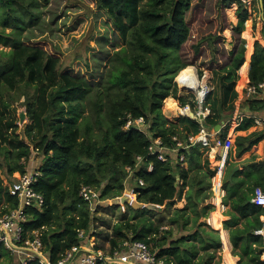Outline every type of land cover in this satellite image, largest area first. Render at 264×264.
<instances>
[{
	"label": "trees",
	"instance_id": "16d2710c",
	"mask_svg": "<svg viewBox=\"0 0 264 264\" xmlns=\"http://www.w3.org/2000/svg\"><path fill=\"white\" fill-rule=\"evenodd\" d=\"M189 1L97 0V7L107 14L125 47L114 52L110 70L94 84L71 70L63 69L59 56L23 39V32L34 25L40 17L41 5H47L49 0H0V45L10 48L8 52H1L3 58H0V63L4 62L8 67L0 74V155L4 158L9 178L31 168L39 172L33 189L42 195L44 204L41 209H27L28 221L24 228L26 232L44 228L42 243L51 261L55 262L72 246L86 244L87 238L97 235L92 233L93 220L97 218L93 219L87 203L80 198V187H97L100 198L106 201L124 194L125 182L130 179H134L135 187L130 190L129 198L136 208L128 204L131 215L113 226L110 248L118 247L125 240H139L149 246L152 243L150 247L154 252L157 249L156 256L173 264L183 263V253L196 255L193 246L188 251L178 248L184 239L163 247L165 232L160 239L154 238L163 222L150 223V215L158 210H169L187 188L185 197L195 213L194 219L206 217L210 206L206 205L203 211L197 209L200 202L210 198V180L223 171L228 147L220 150L223 159L219 161L217 174L210 168L206 148L192 146L187 151H170L175 147L173 137L184 141L187 135L198 132L199 125L185 117L178 118L175 123L168 122L162 114L163 102L175 88L172 81L178 72L197 65L198 61L199 67L208 69L222 61L220 71L235 73L240 70L246 82H262L264 46L255 41L251 56L250 48L246 51L245 40L241 37L249 16L245 0H220V10L236 4L237 23L231 30L233 48L230 51L221 48L218 44L220 36L216 33L202 36L195 44L185 18ZM262 3L264 15V0ZM226 26L223 21L221 29ZM261 34L264 41V25ZM203 44L210 47L216 64L205 62ZM199 73L202 75V70ZM22 85L35 87L34 94L25 97L26 115L31 120L26 128L30 145L9 139L6 134L15 128V123L13 119H6L9 103L3 94ZM179 101L180 106L188 102L186 98ZM246 107L249 113H262L264 102L246 100ZM231 111L226 115L229 116ZM140 117L146 123L143 130L124 127L128 119ZM206 122L210 128L218 124L214 116H209ZM93 127L99 130L97 134L93 133ZM249 127V124H242L238 130ZM254 135H237L234 148L229 151L223 179L224 202L232 196V210L246 220L242 233L263 227L259 217L264 215V209L255 206L251 199L256 187L264 190V160L252 161L242 170L235 171L232 179L228 177L234 166L244 162L237 160L264 138V132ZM230 137L231 134L227 145ZM157 138L169 149L164 153V161L148 151L151 141ZM36 153L40 158L32 166ZM181 153L183 162L179 161ZM137 156L143 159L138 166ZM183 163L188 166L182 167ZM149 164L152 165L151 171L147 170ZM128 166L132 168L131 176L126 171ZM0 167H3L1 162ZM139 179L143 185L138 183ZM179 181L182 182L180 185ZM17 205L18 200L11 196L0 179V215ZM180 213L182 211L175 210L171 221L175 222ZM77 230H83L87 238H78ZM240 231H232L233 247L238 245ZM202 233L208 237L203 241L205 245L210 241L219 243L214 231ZM0 252L6 259L2 264H18L16 258L2 247ZM251 262L264 264L259 256H254ZM28 264L39 262L35 260ZM240 264H245L242 256Z\"/></svg>",
	"mask_w": 264,
	"mask_h": 264
},
{
	"label": "rangeland",
	"instance_id": "374dc122",
	"mask_svg": "<svg viewBox=\"0 0 264 264\" xmlns=\"http://www.w3.org/2000/svg\"><path fill=\"white\" fill-rule=\"evenodd\" d=\"M217 2H219L218 6L216 5L218 4ZM245 2L248 5L249 16L244 23L241 37L245 40L246 51L250 48L251 56L255 41L264 46L261 34V27L264 25L263 3L262 0H245ZM221 6L220 0L189 1V8L185 13V18L188 22L192 38L196 40L195 44L202 36L216 33L220 36L218 44L221 48L226 51H230L233 48L231 30L237 23V18L235 16L236 4H230L226 8L224 7V9L220 10ZM223 21L226 22L227 26L221 29ZM23 39L46 49L51 54L59 56L63 69L71 70L77 73L78 76L94 84L100 82V79L104 78L107 71L110 70L114 52L125 47L124 42L113 28L112 22L107 14L97 7V0H49L47 5H41L40 17L30 29L23 32ZM202 46L207 57L205 62L208 64L209 61H212L213 64H216V62L212 60L213 54L211 53L210 47L205 44ZM187 48L190 52L189 45H187ZM9 49V47H2L0 45V58H3L1 52H8ZM219 53L220 52H218V54ZM221 64L222 61H218L216 67L213 69L199 67L200 61H198L195 66H189L196 70L200 78L205 75V79L208 81L211 88L207 97V107L211 110L210 116H214L215 119L218 120V124L214 126L215 134L211 139V146L207 147L205 150L206 156L209 158L211 169H215L216 163L223 159L222 155H219V153L214 155L212 149L215 148V151H217L218 148L216 147L219 145L224 146L226 137L228 138L229 134H234V137H232L233 150L235 135L237 136V133L240 131L238 130V126L249 124L250 127L248 129L241 130L243 133H246L245 135L249 134L250 136H255L254 134L258 132L249 121L243 120V122H240V118L237 119V115L240 116L242 112L247 110L246 101L240 99L247 85V79L242 76L240 70H237L235 73H224L220 71ZM7 69V64L4 62L0 63V74ZM200 70H202V75L199 73ZM177 75L172 81L176 86L169 97H172L179 107L180 98H186V100L191 103L192 96H183L181 94V90L176 84ZM220 84L221 86L219 87ZM34 92L35 87L22 85L17 90L4 92L3 94L4 100L9 103V109L5 112L6 119H13L15 128L10 129L8 133H6L5 129H2V132L6 133L9 139H18L27 145H30V141L27 138L26 128L31 124V120L26 115L25 97L26 95H30L31 97ZM165 104L164 100L162 106L164 118L170 123L177 122L179 118L178 112L177 116L173 118L167 117L174 114L166 112ZM229 111H231V113L227 116L226 113ZM21 113L25 115L23 119L20 118ZM263 114L264 113H259L258 115L263 116ZM239 122L240 125H236V123ZM216 126H219V133V129H215ZM92 130L95 134L99 132L96 127H93ZM226 145L227 143L225 142V147L227 148L228 145ZM230 150L231 149L228 147L227 152ZM257 150L258 154L264 158V144L258 145ZM210 154L212 157H210ZM39 158L38 153L33 156L32 166L36 165ZM0 162L3 163V167H0V179L3 185L7 186L11 181L17 178L19 173L16 172L9 178L6 175L7 169L2 155H0ZM225 164L227 165V161H225ZM34 170L35 169L31 168L27 171ZM222 172L218 176L219 180H217V183L221 180ZM125 183L126 189L124 194L117 198L104 200L96 213L97 219L94 229L97 231V236L100 238L95 236L94 240H100L97 246L104 250L108 248L105 244V239H107L105 236L106 232L113 228L114 224L125 221L131 215L132 210L128 208V204H132L131 208H136V205L128 198L130 195L127 193V191L130 192V190L135 187L134 179L127 180ZM219 186L220 183L216 187L220 189ZM216 193L220 195L222 192L218 191ZM145 224L147 226L149 225L146 221ZM214 225L219 226L216 225L215 222ZM222 234L225 235L223 231ZM94 242L96 244V241ZM4 262H6V259L0 252V264Z\"/></svg>",
	"mask_w": 264,
	"mask_h": 264
},
{
	"label": "built area",
	"instance_id": "2783aa9c",
	"mask_svg": "<svg viewBox=\"0 0 264 264\" xmlns=\"http://www.w3.org/2000/svg\"><path fill=\"white\" fill-rule=\"evenodd\" d=\"M193 71V76L188 77L180 74L179 80H176L181 94L183 96H192L191 103L187 102L185 105L179 106L181 111L178 116L179 118L185 117L195 121L198 123L199 128L196 134L187 135L184 141L173 137L175 147L170 150L173 152L187 151L192 146L210 147L211 138L215 134L214 128H210L206 122L211 115V110L206 103L211 91L210 85L205 79V75L200 78L194 68ZM246 84L240 99L245 101L253 99L264 102V80L258 84H250L248 82ZM258 114L246 111L242 112L239 118L249 119L256 128H259L260 132H263L264 114L263 116ZM131 126L136 130H143L146 123L141 117L134 120L128 119L124 127L129 129ZM148 151L150 154H157L164 161V153L169 151V149L163 146L161 140L157 138L151 141ZM136 160V166H138L143 159L141 156H137ZM179 161H184L183 153L179 155ZM151 169L152 165L149 164L147 170L151 171ZM126 171L131 176L132 168L128 166ZM38 174L39 172L36 170L26 171L19 174L13 182L7 185L11 196L18 200V205L0 215V248L2 247L14 256L18 264H28L35 260L39 264H173L172 261L164 257L156 256V251H152L148 244L139 240H125L114 249L108 245V248L104 250L95 246V235L87 238L83 230H77V237L80 239L87 238L88 242L86 244L74 245L62 253L55 262L51 261L45 253L42 243L44 228L32 232H26L24 228L25 223L28 221L27 209H41L44 204L42 195L33 189ZM138 183L143 185L141 179L138 180ZM79 196L87 203L93 219L96 218V213L103 203L99 189L91 185H82L79 189ZM251 202L255 206L264 209V190L261 187H256L253 190ZM95 225L96 221L93 220L92 233L97 232L94 229ZM261 232V230L256 231L257 234Z\"/></svg>",
	"mask_w": 264,
	"mask_h": 264
},
{
	"label": "crops",
	"instance_id": "0c3cea01",
	"mask_svg": "<svg viewBox=\"0 0 264 264\" xmlns=\"http://www.w3.org/2000/svg\"><path fill=\"white\" fill-rule=\"evenodd\" d=\"M249 63H250V57H249ZM246 111L247 110H245L244 112ZM239 117L240 116L237 115V119ZM241 119H239L240 122H243V120H245L246 118H243L242 120ZM240 122L236 123V125H240ZM256 129L258 130L257 133H259L260 132L259 128ZM242 131L240 130L237 133V135L245 136L246 133H243ZM219 132L220 129L218 133ZM232 137H234V134H232L229 139L228 147L230 149L232 148ZM236 137L237 136L235 135V139ZM227 139L228 138L226 137L224 141V146L219 145L218 147H216L218 148L219 151L218 150L215 151L213 153L214 155H216V153H219L220 155V150L223 147H225V142L227 143ZM262 140L259 141L256 145H254L239 160H237L239 162L244 161L236 165L238 166V170H242L244 166H246L252 161L259 162L264 160V158L258 154V150H257L258 145L264 144V140L263 141ZM210 157H212L211 154ZM228 158H229V152H227V157L225 161H227ZM218 165L219 162L216 163L215 169H213L215 170V174H217L219 171ZM187 166H188L187 163L182 164V167L184 168H186ZM226 169H227V165L224 162L222 177L219 182L220 183L219 187L221 190L216 187L217 185H219V183H217V180H219L218 177L219 175L214 178L212 177L210 180L211 196L209 199H204L203 203L200 202V206L197 209L198 211L200 209H202L203 211L206 205L210 206L211 209L206 210L207 213L206 217L203 216L201 218L194 219L195 213L188 206V200L185 197L187 188L184 189V194L182 198L178 200L176 204H174V206H172L169 210H158L150 215V223L153 222L154 225H157L158 221L163 222V225L159 227V231L158 233H156L157 235L154 237L156 239H160L161 237H163V232H165L164 233L165 242L163 244V247L165 248L170 247V243L172 241L184 239L183 243L178 248H180L183 251H188L189 248L193 246L197 250V252L195 250L196 255L194 257L189 256L187 253H183L182 256L183 263L181 264H240L241 256H242V261L245 262V264H255V262H251V259L254 256H259V260L264 262V215L259 217V220L263 223V227L262 229H260L262 231L261 233L259 234L256 233L258 229H249V231L242 233V231L245 228L246 220L241 216L240 213L232 210V196L230 199L227 200V202H224L226 191L223 189V179L226 175ZM228 179L229 180L232 179V175L231 178L228 177ZM181 183L182 182L179 181V185ZM218 191H221L222 193L218 195L216 193ZM127 193L129 194L128 191ZM175 210L182 211V213H180L177 217V220L173 222L171 221V218L174 216L173 213ZM181 214L183 215L181 216ZM214 222L216 223V225L219 226H215ZM252 222H254V219H252ZM197 228H200L201 232L200 231L197 232ZM233 230H241L240 240L238 241L237 247H233L232 245ZM212 231L215 232L214 233L215 235L217 234L219 243L210 241L209 244L205 245L203 241L205 240V238L208 237L205 236L202 232L209 233ZM222 231L225 233V235L222 234ZM193 234L195 235L194 237H189ZM105 236L107 237V239H105V244L106 246H108L109 239L112 237V228L106 232ZM152 236L153 235H151V238ZM97 237L100 238L99 236ZM98 241L100 240L96 239L95 246H97ZM151 245L153 244L151 243ZM155 251H157V249H155ZM188 260H190L189 263L184 262ZM175 261L178 262V260L176 259Z\"/></svg>",
	"mask_w": 264,
	"mask_h": 264
},
{
	"label": "bare ground",
	"instance_id": "6f19581e",
	"mask_svg": "<svg viewBox=\"0 0 264 264\" xmlns=\"http://www.w3.org/2000/svg\"><path fill=\"white\" fill-rule=\"evenodd\" d=\"M185 75V76H188V77H190V76H193V74H194V71H193V68L192 67H186L185 69H183L180 73H179V75ZM179 75H178V77H176V80H179ZM165 110H166V112H168V113H171V114H174V115H169V116H167V117H170V118H173V117H175V116H177V112L179 113L181 110L179 109V107L177 106V104H176V102L172 99V97H168V98H166L165 99ZM215 148H213L212 150V152L214 153L215 152V150H214ZM222 150H224V149H222ZM219 165H220V162H219ZM218 165V166H219Z\"/></svg>",
	"mask_w": 264,
	"mask_h": 264
},
{
	"label": "water",
	"instance_id": "95a60500",
	"mask_svg": "<svg viewBox=\"0 0 264 264\" xmlns=\"http://www.w3.org/2000/svg\"><path fill=\"white\" fill-rule=\"evenodd\" d=\"M24 116H25L24 113H21V114H20V118H21V119H23ZM218 127H219V126H216L215 129H218ZM237 170H238V166H235V167L233 168L231 174L229 175V178H231V175H233V173H234L235 171H237Z\"/></svg>",
	"mask_w": 264,
	"mask_h": 264
}]
</instances>
